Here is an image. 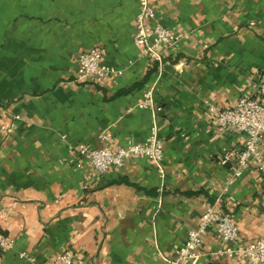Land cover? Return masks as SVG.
<instances>
[{
    "label": "crops",
    "instance_id": "0c3cea01",
    "mask_svg": "<svg viewBox=\"0 0 264 264\" xmlns=\"http://www.w3.org/2000/svg\"><path fill=\"white\" fill-rule=\"evenodd\" d=\"M149 1L182 36L162 63L134 42L139 0H0V231L15 241L0 264L66 251L75 264H172L215 203L243 241L264 236V168L233 175L246 135L209 110L264 86V0ZM93 48L122 73L75 82ZM149 86L158 111L137 107ZM153 125L163 173L142 156L99 172L78 152L144 142ZM226 247L211 227L198 264H260Z\"/></svg>",
    "mask_w": 264,
    "mask_h": 264
},
{
    "label": "built area",
    "instance_id": "2783aa9c",
    "mask_svg": "<svg viewBox=\"0 0 264 264\" xmlns=\"http://www.w3.org/2000/svg\"><path fill=\"white\" fill-rule=\"evenodd\" d=\"M156 11L149 0H139V12L137 15V27L134 42L142 53L162 63L165 51L179 43L182 36L172 29L164 27L156 21ZM100 49L93 48L81 53L78 57V69L75 75V82H81L89 78H105L113 74H121L101 61ZM154 86L146 88L143 98L138 102L139 109L160 110L154 103ZM215 115L219 127H231L246 135L244 147L237 154V164L233 175L240 177L244 171L254 162L261 169L264 168V86L261 87L255 97H241L232 107L218 109L214 105L209 107ZM103 138H106L103 135ZM81 155H90V160L95 169L99 172L107 171L111 166H121L125 159L142 156L151 159L157 166L160 173H163L164 145L158 135L157 126L153 125L150 135L144 142L129 141L127 145L113 152L108 146L101 148H89L81 144L78 146ZM232 154L224 157L229 161ZM219 199L217 200V202ZM214 228L217 238L227 245L224 253L231 258H250L260 264H264V236L252 241H243L239 234L236 221L223 213L217 203L208 205L202 213L198 223L192 227L187 235L184 245L179 254L172 261V264H198L202 253L199 246L202 244L203 236L210 228ZM15 248V241L0 231V257L9 250ZM29 264H47L38 261L27 252H21ZM55 264H75L71 252L66 251L60 254Z\"/></svg>",
    "mask_w": 264,
    "mask_h": 264
}]
</instances>
